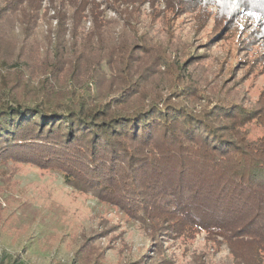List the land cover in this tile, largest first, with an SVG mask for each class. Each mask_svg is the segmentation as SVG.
Returning <instances> with one entry per match:
<instances>
[{"label": "trees", "instance_id": "trees-1", "mask_svg": "<svg viewBox=\"0 0 264 264\" xmlns=\"http://www.w3.org/2000/svg\"><path fill=\"white\" fill-rule=\"evenodd\" d=\"M33 1L40 0H0V20L27 25L29 10L36 22ZM55 1L60 21L41 57L0 63V163L56 167L73 190L135 219L150 214L154 235L170 224L194 228L221 237L238 264H264V93L254 109L226 102L197 109L192 87L178 83L179 71L150 51L151 28L142 35L133 28L137 41H124L95 13L101 3ZM204 1L233 21L260 20L264 32V0ZM99 2L121 27L131 25L133 13L118 7L127 0ZM88 10L94 22L84 31ZM66 16L73 26L68 39ZM103 62L113 69L110 81ZM165 70L173 83L178 79L170 87ZM251 121L263 130L255 140L239 131Z\"/></svg>", "mask_w": 264, "mask_h": 264}, {"label": "rangeland", "instance_id": "rangeland-1", "mask_svg": "<svg viewBox=\"0 0 264 264\" xmlns=\"http://www.w3.org/2000/svg\"><path fill=\"white\" fill-rule=\"evenodd\" d=\"M95 1L101 4L94 11L110 24L112 36L133 42V28L138 35L151 28L150 51L164 56L179 71L183 79L178 83L192 87L195 96L190 103L197 109L221 102L256 108L264 93L260 20L235 17L233 21L227 18V10L223 15L204 0H127L118 3L123 14L133 13L131 25L123 28L112 8ZM55 2L33 1L32 8L38 6L36 22L34 12L28 10L32 22L27 25L0 20V63L41 57L47 33H54L60 21ZM93 15L84 12L81 29L91 28ZM64 25L68 39L73 26L67 16ZM192 50L195 57L184 64ZM101 71L105 81L112 80L113 69L104 62ZM169 72L165 70V87L178 81L173 83L175 75ZM37 79L31 83L38 84ZM239 131L249 140L263 135L255 121ZM138 215L141 218L135 219L114 203L73 190L56 167L0 163V264H238L221 237L194 228L178 230L175 224L154 235L155 224H148L151 215Z\"/></svg>", "mask_w": 264, "mask_h": 264}]
</instances>
